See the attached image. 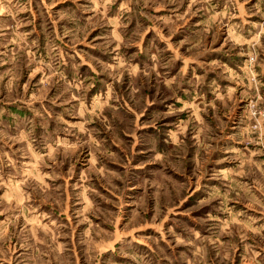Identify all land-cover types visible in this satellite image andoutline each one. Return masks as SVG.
I'll return each instance as SVG.
<instances>
[{"label": "rangeland", "instance_id": "obj_1", "mask_svg": "<svg viewBox=\"0 0 264 264\" xmlns=\"http://www.w3.org/2000/svg\"><path fill=\"white\" fill-rule=\"evenodd\" d=\"M0 264H264V0H0Z\"/></svg>", "mask_w": 264, "mask_h": 264}]
</instances>
